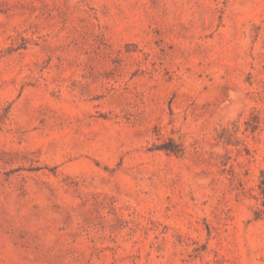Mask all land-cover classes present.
Here are the masks:
<instances>
[{
  "label": "rangeland",
  "instance_id": "1",
  "mask_svg": "<svg viewBox=\"0 0 264 264\" xmlns=\"http://www.w3.org/2000/svg\"><path fill=\"white\" fill-rule=\"evenodd\" d=\"M0 264H264V0H0Z\"/></svg>",
  "mask_w": 264,
  "mask_h": 264
}]
</instances>
